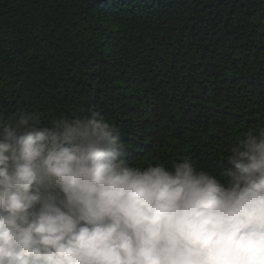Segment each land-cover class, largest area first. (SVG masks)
I'll return each mask as SVG.
<instances>
[{"label":"trees","instance_id":"obj_1","mask_svg":"<svg viewBox=\"0 0 264 264\" xmlns=\"http://www.w3.org/2000/svg\"><path fill=\"white\" fill-rule=\"evenodd\" d=\"M21 110L95 112L130 163L218 174L264 125V0H0V113Z\"/></svg>","mask_w":264,"mask_h":264},{"label":"clouds","instance_id":"obj_2","mask_svg":"<svg viewBox=\"0 0 264 264\" xmlns=\"http://www.w3.org/2000/svg\"><path fill=\"white\" fill-rule=\"evenodd\" d=\"M224 160L133 164L98 113H0V264H264V125Z\"/></svg>","mask_w":264,"mask_h":264}]
</instances>
